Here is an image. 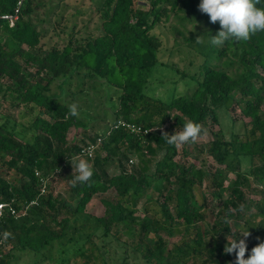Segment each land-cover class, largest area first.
Segmentation results:
<instances>
[{
	"label": "trees",
	"instance_id": "obj_1",
	"mask_svg": "<svg viewBox=\"0 0 264 264\" xmlns=\"http://www.w3.org/2000/svg\"><path fill=\"white\" fill-rule=\"evenodd\" d=\"M199 3L102 0L93 12L99 19L96 34L76 37L92 18L77 25L74 17L84 12L79 9L70 14L69 24H60L61 14L52 21L50 34L58 37L52 41L30 19L31 0H0L1 97L7 98L6 106L20 108L21 117L27 114L20 123L32 130L28 138L19 137L12 116L0 113V202H9L18 214L6 211L0 219V264H10L16 252L35 257L49 254L56 264L70 260L97 264L98 259V264H236L235 251L224 252L228 238L245 239V258L264 242V31L246 42L228 41L215 48L208 44L198 64L203 65L201 71H182L184 78L195 81L189 94L164 100L144 90L154 66H166L159 57L161 37L153 32L159 23L172 17L197 20L209 26V38L219 30V22L211 23ZM257 7H264V0H257ZM15 9L18 16L12 23L2 17ZM76 75L82 77L75 81ZM81 79L100 80L117 92L112 128L86 140L101 137L92 157L79 154L85 142L77 146L67 139L70 127L88 129L80 115L70 114L73 101L64 97L72 83L80 86ZM54 82L62 98L49 93ZM234 101L249 118L245 137L232 134L226 138L219 130L210 141L197 145L199 152L215 161L210 169L197 167L195 161L176 160V145H169L164 133L181 130L188 120L217 124L219 109ZM119 118L162 129L134 134L114 126ZM157 149L162 155L150 173L148 161L134 165L126 153L132 150L144 157ZM75 158L89 161L94 172L84 184L68 183L69 196L77 200L72 206L54 193L51 181L61 173L72 180L77 174L71 164ZM115 160L122 168L110 173ZM244 160L250 164L247 168L242 167ZM204 182L212 197L221 199L214 213L207 211L206 195L197 191ZM245 188L259 199H246ZM224 190L227 197H222ZM151 191L157 197L150 196ZM95 195L104 205L98 216L84 211ZM142 196L147 200L144 212L136 215ZM237 226L248 229L249 235L237 232ZM5 232L10 235L5 237ZM175 232L179 233L175 241L164 237ZM95 236L101 245H96ZM7 244L10 247L4 249Z\"/></svg>",
	"mask_w": 264,
	"mask_h": 264
},
{
	"label": "rangeland",
	"instance_id": "obj_2",
	"mask_svg": "<svg viewBox=\"0 0 264 264\" xmlns=\"http://www.w3.org/2000/svg\"><path fill=\"white\" fill-rule=\"evenodd\" d=\"M141 1L146 2L147 0ZM101 2L102 0H31V5L34 10L29 17L34 23L38 25L41 30L47 31L45 36V38H47V33L51 35L52 21L59 18L58 15H62L60 24L65 25L69 24L70 21L73 20V17L71 18L70 16L71 13L79 12V9H82L84 12L77 14V16L74 17L76 19L77 25H81L82 19L86 20L88 17L92 16L88 26L86 28L81 27L78 30V34L76 35V37H85L88 32L93 35L97 33L95 26L98 24L99 19L97 15H93V12L94 9L101 4ZM153 32L157 33L161 37L162 45L159 51V57L162 63L166 64L167 67L161 66L160 64L154 66L149 75V83L144 88L145 92L151 96L164 100H169L175 95L179 94H189L194 87L192 83L195 81L184 78L182 71L184 73L192 72L195 70V68H198V70L201 71L203 65L198 66V64L205 58L202 51H205L209 44V26L197 20H193L192 22L187 19H185V21H180L177 18L172 17L167 22L159 23L153 29ZM199 36H201V39L200 41H197L196 39ZM50 37L52 41L58 38L54 34H52ZM209 64H213V61H210ZM77 77L82 76L76 75L73 80L76 81ZM93 81L90 82V79H81L78 82L80 86H78L77 83H72L71 86L68 87L69 90H67L66 95H64L66 100L73 101L72 104H75L77 107H79V115L88 125V129L86 130L82 129L81 127H70L67 133V139L70 143L76 144L77 146L86 142V140H90V138L94 135L108 133L107 131L113 124L115 118L113 111L117 107L116 90L114 87L107 85L100 80ZM57 82H59V80ZM79 87H81L82 90L79 89L75 94L76 89ZM61 92L62 90L56 85V82L52 83L49 93L53 96H60V98H62L63 94ZM1 96L2 93L0 92V113H8L11 115L14 119L16 125L15 130L18 136L22 138H28L32 133V130L27 129L26 127L22 128L21 125V123H24L27 119V114L24 115V117H21L20 112H18L20 108L16 106H6L7 98H2ZM262 109L264 112V104ZM218 113V123L212 124L207 122L201 125L202 134L197 138L196 141L176 145V160L184 164H189L190 162L195 161L197 167L201 166L205 169H210L212 166H215V161L211 156L205 154V152H199L198 148L196 147L197 145L199 147L200 145H204L210 141L213 137V132L219 130L226 138H230L232 134L237 135L240 138L245 137L250 129L249 118L241 114L239 106L235 101L232 102L230 106L219 109ZM179 131L180 130H177V132ZM125 151L126 149L123 148L122 152ZM126 153L127 157L129 156L133 159L134 165L141 166L143 161H148V164L150 163V169L148 171L149 173L154 170V161L160 158L162 155V152L158 149L155 153L144 157L132 150L127 151ZM77 160H79V158ZM122 162L123 164L125 163L124 161ZM249 165L250 164L248 161L244 160L242 167L247 168ZM121 168L122 166L117 160H115L110 164L108 169L110 173H117ZM73 171L76 172L75 166ZM229 177L232 178L233 174L230 173ZM70 181L71 179L69 177L61 173L56 179L51 181V186L54 193H60V195L73 206L77 200H74L71 196H69L68 183ZM227 182L228 180H226L225 184H227ZM252 185L253 187L256 186L255 183H252ZM199 190L207 197V211L214 213L217 210L221 199L212 197L210 191L211 189L206 182H204L201 186H197V191ZM244 191L246 199H259V195L256 194V192H252L248 188H245ZM221 193L222 197H227V191L224 190L221 191ZM149 195H152L153 198L157 197L156 192L151 191ZM146 201V196H142L138 199V211L136 215H142L144 212V210H142V205ZM148 204H150V202H148ZM84 211L88 215H101L104 211V205L101 202V197L99 195L93 196L86 204ZM250 211H254V207L252 205L250 207ZM241 222L242 220H240V223ZM87 224H85L84 227H86ZM236 230L237 232H243L240 226H237ZM164 237L169 241H175L179 238V233L175 232L170 236L165 234ZM229 239H231V237ZM94 240L97 246L102 244V241L98 237L95 236ZM8 247H10L9 244H7L4 249H8ZM109 247L112 249L113 243H111ZM52 253L55 254L53 251ZM45 254L47 253L45 252ZM48 256L49 254L45 255V257H35L33 253L16 252V258L12 259L10 264H56L50 260ZM91 261L88 264H93ZM100 262L101 259H98L97 264ZM64 264L67 263L65 262ZM69 264H75L74 260H70Z\"/></svg>",
	"mask_w": 264,
	"mask_h": 264
},
{
	"label": "clouds",
	"instance_id": "obj_3",
	"mask_svg": "<svg viewBox=\"0 0 264 264\" xmlns=\"http://www.w3.org/2000/svg\"><path fill=\"white\" fill-rule=\"evenodd\" d=\"M198 8L209 16L211 23L219 22V30L214 36L211 35L208 41L211 45L221 46L228 41L246 42L256 33L264 31V7H257V0H200ZM200 39L201 36L196 40L200 41ZM70 114L79 115L75 104L70 106ZM201 134V125L188 120L183 123L179 132L164 133L163 137L169 145H181L196 141ZM71 164L75 166L77 172L71 180L73 186H76L77 183L84 184L90 180L94 169L89 161L79 159ZM239 233L244 237L249 235L248 229ZM4 235L7 237L10 234L5 232ZM234 251L236 264H264V242L254 246L250 255L245 258L246 241L235 235V238H228L224 248V252L228 254Z\"/></svg>",
	"mask_w": 264,
	"mask_h": 264
},
{
	"label": "built area",
	"instance_id": "obj_4",
	"mask_svg": "<svg viewBox=\"0 0 264 264\" xmlns=\"http://www.w3.org/2000/svg\"><path fill=\"white\" fill-rule=\"evenodd\" d=\"M18 16V9H15L14 13H8V14H3L2 17L9 20V22H13ZM115 127L117 126H122L123 128H125L127 131L134 133V134H138V133H150V132H156L159 129H162V127H143L140 124H136L130 121H126L124 119H117L115 122ZM112 128V125L109 127V130ZM109 132V131H107ZM101 137H97L95 139V141H86L84 145L81 146L80 152L79 154L85 155L87 157H92L94 150L96 148V146L100 143ZM130 161H133L132 158H130ZM36 174H38V172L36 171ZM44 183H43V187H42V192L44 191ZM34 202V201H33ZM23 208H26L23 207ZM8 211L9 213L13 214V215H18L17 214V210L12 206V204H10L9 202H0V219L2 218V216L4 215V213Z\"/></svg>",
	"mask_w": 264,
	"mask_h": 264
}]
</instances>
